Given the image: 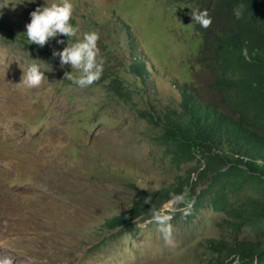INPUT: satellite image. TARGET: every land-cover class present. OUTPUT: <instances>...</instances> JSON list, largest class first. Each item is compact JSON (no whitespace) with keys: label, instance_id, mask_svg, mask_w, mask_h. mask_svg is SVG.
I'll return each instance as SVG.
<instances>
[{"label":"rangeland","instance_id":"obj_1","mask_svg":"<svg viewBox=\"0 0 264 264\" xmlns=\"http://www.w3.org/2000/svg\"><path fill=\"white\" fill-rule=\"evenodd\" d=\"M59 2L0 0V258L10 257L13 264H200L202 245L227 234L226 215L201 193L202 159L175 161L160 143L162 131L148 121L154 112L149 105L172 99L169 86L158 82L157 97L148 96L127 65L123 36L105 20L123 23L160 77L215 103L218 69L203 49L210 37L203 38L190 17L201 1L72 0L69 22L81 33H99L104 58L100 78L83 88L64 76L77 70L52 56L73 38L59 36L64 43L52 39L43 47L24 38L29 13ZM32 60H39L46 80L28 88L21 77ZM186 178L194 192L176 205L187 215L172 213L173 244H165L154 223H145L149 218L121 230L101 229L140 188Z\"/></svg>","mask_w":264,"mask_h":264},{"label":"trees","instance_id":"obj_2","mask_svg":"<svg viewBox=\"0 0 264 264\" xmlns=\"http://www.w3.org/2000/svg\"><path fill=\"white\" fill-rule=\"evenodd\" d=\"M200 1L196 8L207 9L212 22L207 28L193 22L203 38L210 37V45L203 41V49H209L218 69L215 103L203 100L192 87L160 77L157 65L145 59L119 19L105 20L106 27L123 36L127 65L148 96L157 97L158 82L169 86L172 99L149 105L154 112L148 121L162 131L160 143L175 161L202 159L204 167L197 178L206 188L201 193L226 215L227 234L202 245L200 264H233L236 257L238 264H264V0ZM13 29L18 30L15 25ZM124 172L121 169L120 176ZM189 192L194 187L187 178L166 187L140 188L122 213L104 219L101 229H124L138 218H150L170 193L185 197ZM240 194L241 199L231 200Z\"/></svg>","mask_w":264,"mask_h":264},{"label":"clouds","instance_id":"obj_3","mask_svg":"<svg viewBox=\"0 0 264 264\" xmlns=\"http://www.w3.org/2000/svg\"><path fill=\"white\" fill-rule=\"evenodd\" d=\"M73 12L72 0H60L59 3L38 6L29 13L30 21L25 24L24 38L28 44H35L43 47L49 40L55 39L56 44L64 43L59 36L73 38L71 43H66L60 50H53L52 56L58 57L60 65H70L77 70V74L66 72L64 76L78 87L92 85L98 80L103 72L104 58L99 55L100 49L97 47L99 33L96 30L80 32L78 26L71 24L70 18ZM191 21L199 24L201 28H207L212 20L207 9L193 8L191 11ZM22 71V82L28 88H34L46 80L45 72L41 70L40 64L32 60ZM44 65V62L40 61ZM47 66V65H46ZM49 68V66H47ZM21 82V80H20ZM182 193H170L169 199L165 201L161 208L152 210L149 220L145 223H154L156 230L161 234L165 244H173V226L170 223L172 213L179 210L187 215L185 208L178 209L176 205L184 202ZM239 257H236L233 264H238ZM0 264H13L10 257L0 258Z\"/></svg>","mask_w":264,"mask_h":264}]
</instances>
